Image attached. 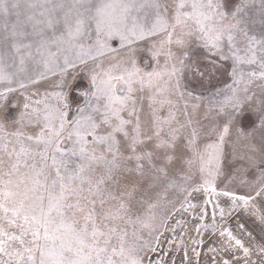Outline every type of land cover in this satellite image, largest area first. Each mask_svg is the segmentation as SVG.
I'll return each instance as SVG.
<instances>
[{"label": "snow or ice", "instance_id": "6c2138e0", "mask_svg": "<svg viewBox=\"0 0 264 264\" xmlns=\"http://www.w3.org/2000/svg\"><path fill=\"white\" fill-rule=\"evenodd\" d=\"M0 264H264V0H0Z\"/></svg>", "mask_w": 264, "mask_h": 264}]
</instances>
